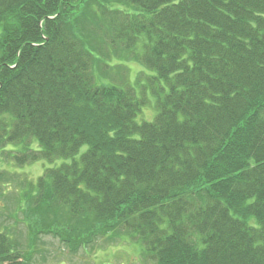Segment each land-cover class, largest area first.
I'll return each instance as SVG.
<instances>
[{
	"label": "trees",
	"instance_id": "trees-1",
	"mask_svg": "<svg viewBox=\"0 0 264 264\" xmlns=\"http://www.w3.org/2000/svg\"><path fill=\"white\" fill-rule=\"evenodd\" d=\"M2 161L50 166L20 199L33 242L264 264V0H0ZM13 237L0 264H28Z\"/></svg>",
	"mask_w": 264,
	"mask_h": 264
},
{
	"label": "rangeland",
	"instance_id": "rangeland-1",
	"mask_svg": "<svg viewBox=\"0 0 264 264\" xmlns=\"http://www.w3.org/2000/svg\"><path fill=\"white\" fill-rule=\"evenodd\" d=\"M123 64V63H122ZM118 65V64H117ZM126 65V64H123ZM130 72L129 82L137 93L145 91L151 104L143 109L138 117V122H152L156 115L153 109L154 97L151 95L150 79L155 76L151 71L141 69L134 62L128 64ZM116 71V70H114ZM122 80H125L124 78ZM85 149L82 150L84 152ZM46 167L40 162L23 168L15 167V164H5L2 161L0 172V226L13 228L14 239L18 244L23 259L28 264H147L139 246L127 239L124 232L101 237L87 250L71 253L69 249L60 244L53 235H40L37 241H32L31 232L26 225V211L20 212L21 195L26 181L36 183ZM60 226L63 222H59ZM39 220L31 223V228L37 230ZM36 242V243H35ZM35 243V244H34ZM30 261V262H29Z\"/></svg>",
	"mask_w": 264,
	"mask_h": 264
},
{
	"label": "bare ground",
	"instance_id": "bare-ground-1",
	"mask_svg": "<svg viewBox=\"0 0 264 264\" xmlns=\"http://www.w3.org/2000/svg\"><path fill=\"white\" fill-rule=\"evenodd\" d=\"M206 255V254H205Z\"/></svg>",
	"mask_w": 264,
	"mask_h": 264
}]
</instances>
